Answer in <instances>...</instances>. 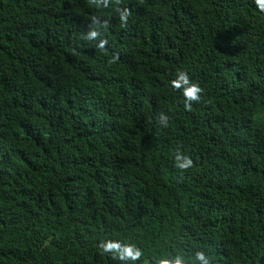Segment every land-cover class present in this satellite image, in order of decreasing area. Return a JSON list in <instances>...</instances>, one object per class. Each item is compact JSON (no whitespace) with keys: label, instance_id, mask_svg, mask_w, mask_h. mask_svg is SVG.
Listing matches in <instances>:
<instances>
[{"label":"trees","instance_id":"16d2710c","mask_svg":"<svg viewBox=\"0 0 264 264\" xmlns=\"http://www.w3.org/2000/svg\"><path fill=\"white\" fill-rule=\"evenodd\" d=\"M197 254L264 264V11L0 0V264Z\"/></svg>","mask_w":264,"mask_h":264},{"label":"clouds","instance_id":"9594fccd","mask_svg":"<svg viewBox=\"0 0 264 264\" xmlns=\"http://www.w3.org/2000/svg\"><path fill=\"white\" fill-rule=\"evenodd\" d=\"M255 4L260 11H264V0H255ZM126 16H127V11L125 10L124 12L121 13V17H120L121 20H124ZM96 35L97 33L95 31L89 33L90 38L95 37ZM177 79L184 82L185 84L188 83L187 74L184 72L178 73ZM198 93H199V88L196 85H191V84H189L183 91V95L185 96L187 102L198 100L199 99ZM187 102L185 103V108L189 107V103ZM165 121H166V117H161V122L164 123ZM177 160L179 162L178 167L180 169H187L192 165L191 159H189L187 156L177 155ZM197 259L201 261V264H207V260L205 259L203 254H197Z\"/></svg>","mask_w":264,"mask_h":264}]
</instances>
